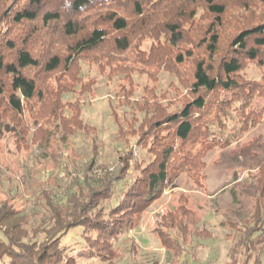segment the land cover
<instances>
[{
  "label": "rangeland",
  "instance_id": "1",
  "mask_svg": "<svg viewBox=\"0 0 264 264\" xmlns=\"http://www.w3.org/2000/svg\"><path fill=\"white\" fill-rule=\"evenodd\" d=\"M13 1L0 0V12ZM178 1L188 5L189 0ZM199 1L192 5L194 21L184 20L185 39L178 47L168 42L163 28L155 34L138 28L129 50L117 51L108 44L81 57L71 75L60 70L42 76L41 83L59 90L62 118L47 105L27 106L19 126L0 108V239L17 235L25 243H41L49 220L56 216L54 207L65 214L66 194L83 197L84 202L94 187L98 190L101 182L121 175L120 182L108 186L112 198L96 207L111 210L117 196L137 178L143 161L153 158L149 150L153 123L182 109L193 97L195 63L206 56L200 41L211 21ZM240 1L229 4L223 44L240 28ZM127 9L125 15L133 20ZM152 9L158 7L146 5L147 12ZM262 11L260 6L257 12ZM64 41L60 38L57 46ZM179 54L185 55L182 64L177 63ZM241 75L261 83L264 67L250 62ZM236 106L226 108L217 120L216 110L210 114V129L231 143L210 146L201 137L185 146V151L204 152L200 171L194 167L178 171L161 196L130 217V228L110 252L112 264H254L257 251L264 247L246 251L240 241L246 229L260 230L253 214L264 184V96L249 103L247 111L256 114V124L244 133ZM74 116L79 123L67 121ZM128 162L131 167L125 173ZM8 224L20 227L9 231ZM82 231L71 229L61 244L79 248ZM4 252L0 249V264H8ZM80 262L107 264L96 259Z\"/></svg>",
  "mask_w": 264,
  "mask_h": 264
},
{
  "label": "trees",
  "instance_id": "2",
  "mask_svg": "<svg viewBox=\"0 0 264 264\" xmlns=\"http://www.w3.org/2000/svg\"><path fill=\"white\" fill-rule=\"evenodd\" d=\"M157 1L14 0L8 4L0 12V108L10 112L19 126L27 106L37 109L39 105H47L62 118L64 102L59 98V90L48 82L41 83L40 78L60 70L71 75L81 57L108 44L117 51L129 50L138 28L151 34L163 28L168 42L178 47L185 39L184 20L194 21L196 13L192 5L200 1L189 0V6L178 0ZM201 2L211 17L200 41L206 56L195 63L190 86L192 99L182 109L153 123L149 146L153 158L143 161V167L137 169V178L117 196L108 213L104 208L97 211L96 207L99 201L107 202L112 198L107 193L108 186L120 182L121 175L101 182L98 190H95L98 186L92 185L94 189L84 202L83 197L66 194L67 209L63 216L53 205L52 212L55 210L56 216L49 220L41 243L37 240L25 243L17 239V235L6 236L5 241L1 237L0 241L5 243L0 244V249H4L8 264H82L81 260L91 259L112 264L110 252L130 228V217L161 196L178 171L193 167L200 171L198 165L204 152L192 148L185 151V146L201 137L210 146L219 143L224 147L231 143L210 129L212 110H216L213 120H217L226 108L231 109L238 103L234 110L240 117L239 130L244 133L256 124V114L247 109L255 96H264V80L261 83L246 81L241 72L250 62L264 67V12H257L260 6L264 7V0H254L252 4H249L251 0L240 1L244 15H239L240 28L227 44H223V33L232 0ZM150 3L158 9L147 12L146 5ZM127 7L133 13V20L125 15ZM60 38L65 41L57 46ZM187 55L193 57L191 50ZM184 58L185 55L179 54L177 63L182 64ZM226 94L231 97L224 98ZM76 118H67V121L75 122ZM130 167L128 162L123 171L126 173ZM260 187L262 192L253 214V221L259 224L260 230L246 229L240 241L246 251L251 252L264 247V184ZM7 227L11 231L20 226L8 224ZM77 227L83 228L81 246H63L62 238ZM263 254L264 248L257 251L254 264H264Z\"/></svg>",
  "mask_w": 264,
  "mask_h": 264
}]
</instances>
